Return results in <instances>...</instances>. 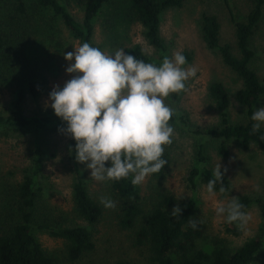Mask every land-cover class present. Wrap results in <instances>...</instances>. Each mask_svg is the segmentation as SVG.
<instances>
[{
	"label": "rangeland",
	"instance_id": "rangeland-1",
	"mask_svg": "<svg viewBox=\"0 0 264 264\" xmlns=\"http://www.w3.org/2000/svg\"><path fill=\"white\" fill-rule=\"evenodd\" d=\"M68 12L81 23L84 13L83 0H64ZM25 12L19 14L13 2L0 3V33L6 45L0 56V116H6L11 108L15 93L25 92L23 110L26 115H54L49 94L54 85L61 88L72 77L66 73L69 62L64 53L74 51L80 41L67 29L59 16L52 10L39 6L37 0L25 1ZM253 7L252 0H185L182 7L165 10L160 18L159 34L165 46V57L171 58L177 51L186 57L185 68L197 69L195 77L187 81V91L172 94L165 101L175 110L173 143L165 148L163 158L168 161L160 173L152 174L138 186L141 206L148 212L163 194H170L178 205L194 199L196 207L191 219H199L202 235L196 247L210 253L215 247L230 252L241 247L255 237L263 223L255 201L262 196L264 181V153L255 145L247 149L233 141L228 144L225 157L217 154V142L207 140L205 153L208 166L213 171L220 163L221 172L229 182L225 193L216 191L209 198L206 183L196 178L192 189L188 182L190 172L201 168L196 154L199 145L193 132H206L219 126L218 111L209 95V87L220 83L229 96V117L231 123H244L245 110L236 99V92L242 87L241 80L227 67L220 55L207 48L202 40L201 22L203 15L214 16L219 25V43L228 44L234 56L239 57L236 46L235 25L244 22ZM23 37H21V36ZM14 43V44H13ZM90 45L102 52L114 54L124 49L125 53L134 45L152 62L158 65L159 54L148 44L143 28L131 12L128 0H107L93 23ZM255 53L251 68L264 83V11L262 20L251 40ZM44 79L43 89L37 97H31L27 90L28 81ZM264 85V84H263ZM264 106V96L255 108ZM67 125L46 130L42 135V174L40 184L43 189L39 201L37 218L39 223L57 228L81 226L92 235L93 249L84 253L76 261L66 256V242L44 229H34V235L43 251L54 264H154L148 243L139 245L134 230L123 229L118 217L123 209L120 199L110 182L92 180L91 172L85 164L73 159L70 145L74 141L65 132ZM261 128L264 129V126ZM33 138L25 131L15 128L0 129V229L12 224L9 220L16 209L17 185L22 181L30 166ZM75 166L91 198L99 204L102 215L97 223L90 225L74 210L72 186ZM110 163L106 164V167ZM225 169L227 171H225ZM249 197L253 202L246 209L251 217L240 235L229 232L225 217L216 215V207H225L233 197ZM107 197L116 203L115 209H105L99 202ZM0 231V233H1ZM177 264V257H173ZM249 264H263L262 254H255Z\"/></svg>",
	"mask_w": 264,
	"mask_h": 264
},
{
	"label": "trees",
	"instance_id": "trees-1",
	"mask_svg": "<svg viewBox=\"0 0 264 264\" xmlns=\"http://www.w3.org/2000/svg\"><path fill=\"white\" fill-rule=\"evenodd\" d=\"M25 1L28 0H0L1 2H13L19 14L25 12ZM84 13L81 23L77 22L68 12L64 0H37L39 6L48 8L59 16L64 26L80 41L81 44H90L93 35V23L107 0H83ZM225 4L228 0H222ZM253 7L246 16L244 22L236 23L235 38L239 57L232 54L228 44L219 43V25L214 16L203 15L201 22L202 40L208 49L216 51L223 63L229 67L241 80L242 87L236 92L237 103L245 110V122L234 124L229 117V96L226 89L220 83H213L209 87V95L215 102L218 111L219 126L201 133L193 132L200 142L197 149V162L201 168L193 169L188 177L192 189L196 186V178L200 177L207 184L213 179V171L208 166V158L205 153L206 141L211 139L217 142V154L225 157L228 153V144L236 141L242 148L247 149L255 145L264 153V141L259 137L264 135L261 128L256 134H251V115L255 112L256 103L264 96V83L261 82L256 72L251 68L255 53L251 48V40L258 28L264 11V0H252ZM185 0H128L131 12L143 28V34L148 44L159 54V63L165 58V46L159 34V24L162 13L170 8L182 7ZM21 36V35H20ZM22 37V36H21ZM3 35L0 33V56L6 45ZM23 38V37H22ZM14 44V43H13ZM128 55H133L145 63L152 62L144 55L138 45L132 46ZM44 79L37 78L28 81L27 90L31 97H37L43 89ZM25 92L19 89L11 103V108L6 116H0V129L15 128L25 131L33 138V150L30 166L22 181L17 185L15 194L16 209L11 210L14 215L9 218L12 224L4 227L0 233V264H54L46 255L34 235V229H44L51 235L63 239L66 242V256L69 261H76L82 255L93 249L92 235L85 227L75 226L57 228L39 223L37 218L39 201L42 194L40 184L42 174V135L51 128L65 125L56 115H26L23 110ZM175 115L171 122L175 121ZM75 149V141L70 145ZM73 159H74V151ZM132 177L119 182H110L113 191L122 203V211L118 217L119 225L123 229L134 230L137 243H148L151 261L154 264H174L173 257H177V264H249L256 253L262 254L264 264V181L262 196L255 203L258 205L262 225L258 234L246 241L233 252L222 247H215L210 253H206L196 247V241L202 235V226L198 224L193 230L188 221L195 211V201L190 199L180 204L182 213L179 218L171 216L172 209L177 206L174 197L170 194L159 196L153 207L145 212L141 206V196L138 186L131 184ZM223 186L228 191L229 182L223 177ZM221 184L217 182L215 191H219ZM239 202L244 205L243 211L253 202L249 197L242 196ZM72 200L75 212L88 224L98 222L102 215V209L90 196L82 179L80 170L75 166V177L72 186ZM229 232L234 236L240 235V229L236 224H229Z\"/></svg>",
	"mask_w": 264,
	"mask_h": 264
},
{
	"label": "clouds",
	"instance_id": "clouds-1",
	"mask_svg": "<svg viewBox=\"0 0 264 264\" xmlns=\"http://www.w3.org/2000/svg\"><path fill=\"white\" fill-rule=\"evenodd\" d=\"M64 59L69 62L66 73L72 78L62 88L53 86L51 103L46 102L45 108L51 107L66 123V129L60 131L75 141L70 152L74 151L76 162L87 166L92 180L119 182L131 176L134 188L160 173L168 163L163 158L165 148L175 135L170 121L176 113L165 101L172 94L186 92L187 81L196 76L197 69L184 67L187 60L180 51L156 65L128 55L124 49L108 54L87 42L64 53ZM251 120L254 135L264 126V106L256 108ZM259 139L264 141V135ZM213 177L205 186L209 198L216 195L217 182L220 193L227 191L220 163ZM99 202L105 209L116 207L107 197H100ZM243 209L233 197L226 207H216V215L244 229L251 217ZM181 213L177 204L170 214L179 218ZM200 223L199 219L188 221L193 230Z\"/></svg>",
	"mask_w": 264,
	"mask_h": 264
}]
</instances>
